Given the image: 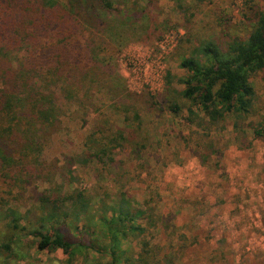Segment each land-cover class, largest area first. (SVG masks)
<instances>
[{
  "label": "rangeland",
  "instance_id": "obj_1",
  "mask_svg": "<svg viewBox=\"0 0 264 264\" xmlns=\"http://www.w3.org/2000/svg\"><path fill=\"white\" fill-rule=\"evenodd\" d=\"M246 4L264 9V0H118L120 9L139 20L130 26L122 24L111 37L100 35L106 53L99 52L101 58L92 66L95 105L87 104L89 99L80 107L62 100L61 130L42 145L40 167L57 171L55 181L61 182L63 191L86 190L98 211L120 193L136 204L158 199L157 211L166 219L165 226L145 234L147 255H152L147 264H264V142L252 140L245 149L235 142L243 136L242 130H250L253 117L240 120L230 114L221 126L208 128L198 127L197 119L186 121L185 109L177 115L165 108L153 114L144 110L149 95L163 92L167 72L174 76L172 88H183L180 59L191 54L202 59L199 41L215 39L223 32L247 38L252 27L244 18ZM22 56L17 52L13 59ZM103 62L107 72H102ZM251 83L258 100L256 112L264 113V72ZM120 85L136 97L123 99ZM127 105L140 110V120L130 121L136 142L142 145L138 153L114 152L108 165H69L70 158L91 152L87 136L100 114ZM133 111L128 112L130 116ZM122 112L115 113L122 117ZM194 150L209 154L206 164L194 156ZM65 173L73 177L71 182L62 180ZM52 187L40 179L24 187L16 204L18 212L11 215L19 217L26 230L7 229L0 221V264L107 263L109 257L96 247L82 252L37 249L30 234L32 222L19 214L27 213L34 220L31 211ZM50 204L44 199L42 210L55 212L57 205L52 210ZM5 236L19 239L18 247H4ZM132 246L130 241L122 243L123 248ZM133 249L138 251L140 246Z\"/></svg>",
  "mask_w": 264,
  "mask_h": 264
},
{
  "label": "trees",
  "instance_id": "obj_2",
  "mask_svg": "<svg viewBox=\"0 0 264 264\" xmlns=\"http://www.w3.org/2000/svg\"><path fill=\"white\" fill-rule=\"evenodd\" d=\"M117 2L0 0V221L7 229L26 230L19 217L11 213L18 212L16 204L24 187L40 179L53 187L31 211L35 219L27 213L19 214L32 222L30 234L38 250L82 252L96 247L109 257L107 263L100 264H147L152 255H147L150 250L145 234L165 226L166 219L157 211L158 199L150 197L136 204L120 193L98 211L86 190L63 191L61 182L55 181L57 171L40 167L39 162L43 143L61 130L60 102L80 107L89 99L87 104L95 105L91 98L95 81L92 66L101 58L99 52L106 53L100 35L111 37L122 24L130 26L139 20L120 9ZM246 9L244 18L252 27L247 38L223 32L215 39L199 41L197 46L204 59L192 54L180 59L179 66L185 72L179 79L183 88L173 89L174 76L167 72L163 92L148 96L145 113H163L165 108L177 115L185 109L186 121L194 123L197 119L198 127L208 128L221 126L230 114L240 120L253 117L250 130H242L243 136L235 142L240 149L250 147L252 140L264 142V113L256 112L258 100L251 83L264 72V9L254 4H246ZM17 52L23 56L14 60ZM104 62L102 72H107ZM118 93L126 100L137 95L121 85ZM120 110L122 117L116 115ZM130 110H134L133 116ZM109 111L100 114L87 136L86 144L93 146L91 152L70 158L69 165H108L113 163L114 152L126 149L136 155L142 148L130 122L140 120V110L127 105ZM248 133L251 137L247 140ZM193 154L206 164L209 154L196 150ZM62 177L63 181L73 179L66 173ZM44 199L52 202L49 209L57 205L56 213L42 210ZM2 240L8 249L18 247L19 239L5 236ZM128 241L140 249L123 248L122 243Z\"/></svg>",
  "mask_w": 264,
  "mask_h": 264
}]
</instances>
